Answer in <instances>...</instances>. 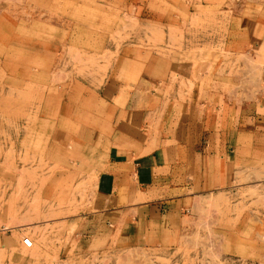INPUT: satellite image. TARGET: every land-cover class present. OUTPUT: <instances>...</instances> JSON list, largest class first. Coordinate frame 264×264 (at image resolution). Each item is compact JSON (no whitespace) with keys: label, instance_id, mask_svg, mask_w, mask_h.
I'll return each instance as SVG.
<instances>
[{"label":"rangeland","instance_id":"rangeland-1","mask_svg":"<svg viewBox=\"0 0 264 264\" xmlns=\"http://www.w3.org/2000/svg\"><path fill=\"white\" fill-rule=\"evenodd\" d=\"M261 44L264 0H0V264H264V135L249 118ZM110 88L120 104L100 103ZM135 95L140 118L119 115ZM170 103L203 104L235 168L158 244L87 233L108 199L85 123L109 119L129 148H156Z\"/></svg>","mask_w":264,"mask_h":264},{"label":"crops","instance_id":"crops-1","mask_svg":"<svg viewBox=\"0 0 264 264\" xmlns=\"http://www.w3.org/2000/svg\"><path fill=\"white\" fill-rule=\"evenodd\" d=\"M255 39L258 41V37L254 36ZM259 48H264V44ZM110 89L100 94V103L116 100L113 88ZM150 100L153 108L159 106L158 98ZM143 103L135 95L125 111L118 114L140 118ZM164 108L156 148H146L145 142L132 143L136 148H129L131 138L127 131H118L122 128H114L109 119L102 121L90 115L96 118L92 119L96 124L85 123L93 133L84 142L89 146L93 165L102 170L98 187L108 199V207L82 219L87 233L95 237L104 236L100 234L103 230L111 231V236L118 233L120 242L126 239V248L150 246L151 241L158 244L165 235L183 230L189 219L188 204L196 194L204 196L214 192L224 185L231 166L235 168L236 161L231 160L234 148L225 141L229 134L226 130L214 131L208 127L209 113L203 104L182 112L172 103ZM155 115L156 110L148 118L151 120ZM249 118L264 135V93ZM217 136L223 138L221 143Z\"/></svg>","mask_w":264,"mask_h":264}]
</instances>
